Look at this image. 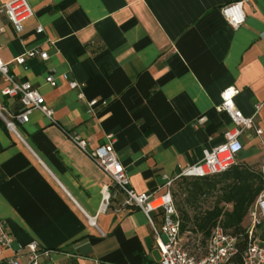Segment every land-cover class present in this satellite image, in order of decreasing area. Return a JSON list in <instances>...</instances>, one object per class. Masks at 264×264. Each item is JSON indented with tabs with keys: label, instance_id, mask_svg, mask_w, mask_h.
<instances>
[{
	"label": "crops",
	"instance_id": "0c3cea01",
	"mask_svg": "<svg viewBox=\"0 0 264 264\" xmlns=\"http://www.w3.org/2000/svg\"><path fill=\"white\" fill-rule=\"evenodd\" d=\"M28 1L35 16L21 33L0 13V58L44 96L56 123L33 111L17 126L23 142L0 119V222L14 248L38 242L53 252L41 264H157L146 215L125 206L127 197L113 187L103 210L102 189L112 182L71 136L92 149L113 136L132 189L157 198L166 178L225 142L234 127L219 109L227 88L239 90L236 108L264 131V0L245 3L239 29L221 9L242 0ZM35 48L48 60L32 59L28 70L13 63ZM51 70L55 88L46 83ZM63 74L84 86L82 99ZM5 87L0 75V109L22 112L18 98L3 96ZM241 141L237 163L264 170V134L248 130ZM151 217L160 230L163 211ZM12 257L1 253L0 264Z\"/></svg>",
	"mask_w": 264,
	"mask_h": 264
},
{
	"label": "built area",
	"instance_id": "2783aa9c",
	"mask_svg": "<svg viewBox=\"0 0 264 264\" xmlns=\"http://www.w3.org/2000/svg\"><path fill=\"white\" fill-rule=\"evenodd\" d=\"M248 1L242 0L222 7L221 14L233 29H239L245 23L244 5ZM0 13L9 20L17 33H21L25 24L35 16V11L28 0H11L0 8ZM43 32L44 28L39 26L37 33L42 34ZM35 58L46 61L49 55L46 50L35 48L15 58L13 63L28 70V62ZM0 75L6 84L2 91L3 96L18 98L23 106V111L17 114H11L6 108L0 109V119L8 130L24 142L17 126L27 124L33 111L41 112L52 123H56L54 111L47 105L44 96L30 83L16 80L10 73V63L4 62L1 58ZM61 77L71 90L79 92L80 99L84 97L82 84L71 80L68 74H63ZM46 83L53 88L57 87L58 81L53 70L47 74ZM238 94L239 90L235 87L227 88L221 94L222 104L219 109L226 112L234 123V127L224 134L225 142L210 150H204L200 162L182 168L175 178H166L164 193L157 198L150 194H138L132 189L129 176L114 149L113 136H108L104 145L94 149L90 148L88 142L80 136H71L72 142L90 157L112 182V186H104L102 189L103 210L113 198L110 192V188L113 187L117 193H123L127 197L125 206H137L146 215L153 228L161 256L157 264H264V191L249 209L244 225L245 233L232 235L218 224L213 229L201 256L190 250L191 247L195 251L202 249L200 244L195 246L197 236L191 232L181 233L182 221L173 198L174 184L180 178L211 177L222 174L234 166L238 156L244 150L241 137L246 131L254 130L258 137L264 134V131L256 126L255 116L245 117L236 108L235 98ZM97 104V100L89 102V113L93 112ZM160 209L163 211V225L159 230L155 227L151 215ZM90 223L96 225L93 218H90ZM13 243L14 239L5 223L0 222V254L11 251L13 257L10 264H22V258L26 260V264H41L43 259L49 258L53 253L43 248L38 242L18 248H14Z\"/></svg>",
	"mask_w": 264,
	"mask_h": 264
},
{
	"label": "trees",
	"instance_id": "16d2710c",
	"mask_svg": "<svg viewBox=\"0 0 264 264\" xmlns=\"http://www.w3.org/2000/svg\"><path fill=\"white\" fill-rule=\"evenodd\" d=\"M175 184L178 192L184 195L176 205L182 221L181 233L191 232L200 237V247L205 249L218 224L232 235L245 233L249 209L264 191V172L236 163L222 174L202 178L183 177ZM175 197L177 192L173 189L174 200ZM209 199H213L212 206L203 209L202 204Z\"/></svg>",
	"mask_w": 264,
	"mask_h": 264
},
{
	"label": "rangeland",
	"instance_id": "374dc122",
	"mask_svg": "<svg viewBox=\"0 0 264 264\" xmlns=\"http://www.w3.org/2000/svg\"><path fill=\"white\" fill-rule=\"evenodd\" d=\"M174 191L177 192V197H175V201H176V205H177L178 202H181V200L184 198V195H181V193L178 192L176 184L174 186ZM212 204H213V199H209L207 202L202 204V208L203 209H207L210 206H212ZM196 242L197 243H195V246H196V244H200L201 243V238L200 237L199 238L196 237ZM190 250L192 252H195L198 256H201L203 254V251H204L203 248L200 251H195L193 247H191Z\"/></svg>",
	"mask_w": 264,
	"mask_h": 264
}]
</instances>
